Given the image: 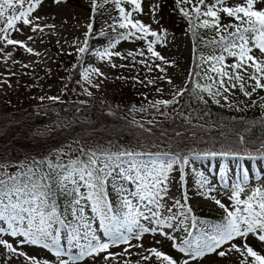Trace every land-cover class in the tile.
<instances>
[{
    "label": "snow or ice",
    "instance_id": "obj_1",
    "mask_svg": "<svg viewBox=\"0 0 264 264\" xmlns=\"http://www.w3.org/2000/svg\"><path fill=\"white\" fill-rule=\"evenodd\" d=\"M85 6L83 39L71 43L73 51L60 50L75 60L70 71L80 94L100 90L107 67L137 71L115 78L152 88L160 98L141 94L147 106L129 110L150 118L124 117L139 132L134 144L76 139L11 167L0 161V264H264V175L253 179L245 166L264 161V0H172L169 15L192 46L179 85L168 72L176 63L161 51L169 47L166 0H85ZM71 7V0H0L6 70L0 85L11 88L17 75L9 62L32 67L16 52L41 55L30 42L56 28L45 9ZM98 39L105 43H91ZM125 42L133 49L121 51ZM157 81L169 86L167 98ZM45 99L64 102L61 95L39 97ZM211 106L237 113L258 108L260 117L233 115L225 124ZM217 159L218 181L196 165ZM201 201L218 209L219 219L199 216L194 204Z\"/></svg>",
    "mask_w": 264,
    "mask_h": 264
},
{
    "label": "rangeland",
    "instance_id": "obj_2",
    "mask_svg": "<svg viewBox=\"0 0 264 264\" xmlns=\"http://www.w3.org/2000/svg\"><path fill=\"white\" fill-rule=\"evenodd\" d=\"M72 7L64 11L57 12L54 8H46L45 11L53 14L55 19L47 20V23L55 24L54 30L46 29L44 34L36 35V42H30V46L38 50L41 55L35 58H30L23 52H16L15 58L17 60H23L26 63L32 65L29 69H23L19 65H11L9 62V70L16 71L17 75L11 77L12 87L0 85V114H20L27 110L40 111L45 108H52L55 113L53 116L57 117L64 106H74L76 110L74 112L83 110L95 109L99 113L111 115L110 113L115 112L117 116L124 119L127 116L131 119L135 116V119L140 120L141 118H150L147 113H134L129 111L135 105L139 108L142 104L147 106L148 100H143L141 94H146L149 100L159 99L160 96L152 89L145 88L141 85L135 84L131 79L128 80H117V75L131 77L137 74V71L117 70L111 71L107 67H104V71L108 75L107 82L101 87L100 90H93L94 95L87 97L81 95L78 86L75 84V79L72 84L67 85L68 77L70 73L71 64L75 63L73 57L66 54H60L61 48L64 52L73 51L71 43L76 41L77 38L83 39V31L87 24V8L85 6V0H71ZM106 15V14H105ZM115 15V13H113ZM164 26L169 29V47L167 49H161L163 54L170 60L176 63V67L168 70L169 75L179 85L186 76L191 62V42L188 37L183 35L182 25L179 20L170 16L169 13L164 9ZM107 15L104 17L101 25L104 24ZM64 21H67L65 23ZM174 36V39H173ZM23 38V37H18ZM59 41V43L57 42ZM95 46H100L105 43L103 39L93 40L91 42ZM121 51H127L133 49V45L127 42L119 46ZM33 60L35 63H33ZM139 68V66H137ZM50 69V74L49 73ZM5 67L0 64V72H5ZM27 73V74H25ZM141 76H147L146 72H140ZM160 87L165 89V98H167L168 87L157 81ZM64 85L68 86L66 93L62 95ZM75 89V91H73ZM47 95H61L63 103H53L45 99L43 103L40 102V96ZM259 100L258 96L253 97ZM243 99V97H240ZM87 101L86 104H81L80 101ZM213 118L227 123L231 116L235 115L242 117L244 120L252 119L260 116L258 108H252L242 113L230 111L227 114L225 109L211 106ZM223 114L225 118H223ZM53 119V118H51ZM163 120L162 118H158ZM125 120V119H124ZM51 123H62L56 119L51 120L44 124V126L34 129V134H42L51 128ZM211 123V122H210ZM216 130H213V133ZM25 162V161H23ZM20 162V163H23ZM222 162L217 160H205L197 161L196 165L207 175L219 179V167ZM229 166L235 168V162L229 161ZM252 171L253 179L259 175H264V161L249 162L245 165ZM196 211L203 213L208 211L214 218L219 219L220 213L218 209L210 207L206 202H199L194 204ZM147 243V241H146ZM118 251V249H114ZM164 250L168 251V244L165 243ZM133 251H136L135 249ZM132 259H137L133 256Z\"/></svg>",
    "mask_w": 264,
    "mask_h": 264
},
{
    "label": "trees",
    "instance_id": "obj_3",
    "mask_svg": "<svg viewBox=\"0 0 264 264\" xmlns=\"http://www.w3.org/2000/svg\"><path fill=\"white\" fill-rule=\"evenodd\" d=\"M172 0H166L165 10L169 13ZM106 15L96 20L95 28L99 31ZM175 17V16H174ZM192 62V53H191ZM75 73H69L67 85H71L75 79ZM187 103V98H185ZM76 107L64 106L60 114L53 116L55 111L52 108H45L40 111L27 110L20 114H0V161L9 164L20 163L32 158H40L50 155L58 147H64L76 139L99 140L106 142L109 138L113 142L134 144L135 136L139 132L129 127L128 121L117 115L99 113L95 109L74 112ZM230 114V110H225ZM225 118V115L222 116ZM260 116L247 121L258 120ZM53 118V119H51ZM58 120L62 123H51L49 131L42 134H34V129L44 126L51 120ZM165 127L171 125V121L161 120ZM225 131L227 129H224ZM159 131V129H154ZM10 162V163H9ZM197 212V211H196ZM208 214L197 212L202 218L216 219L208 211Z\"/></svg>",
    "mask_w": 264,
    "mask_h": 264
}]
</instances>
